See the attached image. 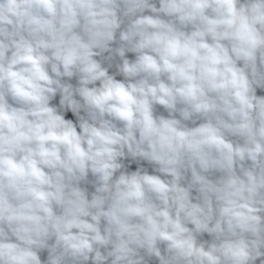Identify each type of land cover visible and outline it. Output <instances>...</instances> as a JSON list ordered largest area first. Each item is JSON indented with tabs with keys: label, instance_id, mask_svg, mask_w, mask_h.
I'll return each mask as SVG.
<instances>
[{
	"label": "clouds",
	"instance_id": "9594fccd",
	"mask_svg": "<svg viewBox=\"0 0 264 264\" xmlns=\"http://www.w3.org/2000/svg\"><path fill=\"white\" fill-rule=\"evenodd\" d=\"M0 264H264V0H0Z\"/></svg>",
	"mask_w": 264,
	"mask_h": 264
}]
</instances>
